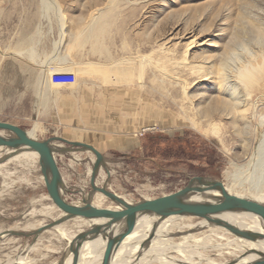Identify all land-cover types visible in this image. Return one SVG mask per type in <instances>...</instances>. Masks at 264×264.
<instances>
[{"label": "rangeland", "instance_id": "374dc122", "mask_svg": "<svg viewBox=\"0 0 264 264\" xmlns=\"http://www.w3.org/2000/svg\"><path fill=\"white\" fill-rule=\"evenodd\" d=\"M261 55L264 0H0V121L37 127L39 140L94 144L105 157L99 186L132 203L194 176L264 195V123L252 109L235 123L222 106L243 101L240 72ZM113 67L127 77L116 80ZM251 100L264 113L263 95ZM60 143L72 200L81 194L70 190H92L96 156ZM8 158L0 159V264H63L67 240L55 227L36 238L60 211L39 159Z\"/></svg>", "mask_w": 264, "mask_h": 264}, {"label": "bare ground", "instance_id": "6f19581e", "mask_svg": "<svg viewBox=\"0 0 264 264\" xmlns=\"http://www.w3.org/2000/svg\"><path fill=\"white\" fill-rule=\"evenodd\" d=\"M89 65L92 66L93 64H89ZM91 69H93V71L98 70L96 68H91ZM57 70L62 75V72H64L66 69L63 70L57 69ZM123 70H120L117 67V69L115 68L114 71H112L113 74L115 75L116 80L127 77L126 76L127 73H123L122 72ZM111 71L107 70L104 73H109ZM127 71L128 70H126V72ZM67 72L69 71L67 70L66 73ZM240 78L246 90L245 98L241 102L238 99L236 100H238L239 102L230 101L227 99L223 100L222 106L229 114L232 115V117H234L233 122L235 123H237V120L244 119L245 117H247L248 111L252 109L256 113V117L259 119V123L263 124L264 113H259L257 105L255 104V102L252 101L253 99L251 100V98L256 94H261L263 95L264 98V87L259 88L261 86H264V55H261L259 59L256 60L255 64L243 69L240 72ZM52 80L54 81V79ZM104 80L105 81L109 80V74L104 75ZM56 82L58 83V81H55L54 83L56 84ZM195 127L197 126L195 125ZM217 129L218 126L216 122L212 120V122L209 125L210 132L216 134L218 132ZM236 129H238L237 124H236ZM36 130L37 127L32 130H29L28 134L31 137L35 138ZM0 133L5 136L9 135L7 132L4 131H0ZM263 142L264 141L261 142L258 149L262 146V144H264ZM51 145L55 157L57 151H62L64 149V145L60 142H52ZM23 149L25 148L0 147V159L2 160L3 156L6 158L9 157L8 158L9 162L11 160H21V159L28 160V159H32L33 157L39 159V154L36 151H23ZM262 153H259V157H263L264 154ZM257 162H256V166H257ZM92 163L95 164L94 159H92ZM261 163L264 162L262 161ZM3 167L4 165L1 164L0 170ZM102 169L103 166L100 168L98 172V177H97L98 179L102 177L101 174ZM92 172H93V168H89L87 174L91 176ZM63 179L64 182H66L67 178L63 176ZM98 179H97V184L100 185ZM250 181L251 183H253L252 180ZM255 183L256 184L259 183L257 182V179ZM258 185L260 186V184ZM225 186L232 194L244 196L264 203V195H262L259 192L246 193L244 191H234L232 187L231 188L229 187V185L225 184ZM79 189L83 190L84 188L82 187ZM88 194L89 191H87V195ZM118 195L121 196L123 199L127 200L128 202H131L127 197L120 194ZM219 195L220 192L218 191L207 190L206 192H202V193H194L190 197L192 200L199 202H217L218 201L217 196ZM67 200L69 199L67 198ZM107 200L108 198L103 194L96 193L92 199V203L94 206L100 208H112V209L119 208V206L116 203L107 202ZM69 201L77 205L83 204L81 195ZM53 209L58 210V207L54 204ZM45 213L50 214L51 211H45ZM62 216L63 214L61 213V211H59V217ZM176 217H180V219L173 220ZM216 217H219L220 219H224L241 229L252 232L264 233V219L260 218L255 214L236 211V212H223L219 215H216ZM100 223H101L100 220L71 218L55 226V229L53 230L57 231V233L59 234L58 235L59 238L61 237L67 240L68 257L65 260L64 264H72L73 254L69 251V245L72 239L75 237V235L84 231V229L85 230L90 229L91 227L99 225ZM109 239H110V233L105 232L100 236L92 237L84 240L80 245V259L78 264H97V263L101 264ZM173 245L174 247H172ZM254 249H258L259 251H262L264 253V239L249 240L240 237L238 235L233 234L231 231H229L227 228L223 226L212 224V222H210L206 218L197 219V217L191 215L159 216L156 214L149 213V214H143L142 216L137 218L135 225L127 233L119 250L116 252L112 264H125L124 262L134 261L139 257L140 258L134 264H155L157 260H162L161 263L163 264H246L250 261L261 258V255L259 253L253 252ZM172 250H176L177 252L175 255L171 256L170 253Z\"/></svg>", "mask_w": 264, "mask_h": 264}, {"label": "water", "instance_id": "95a60500", "mask_svg": "<svg viewBox=\"0 0 264 264\" xmlns=\"http://www.w3.org/2000/svg\"><path fill=\"white\" fill-rule=\"evenodd\" d=\"M0 131L9 134L5 136L0 133V147L31 149L39 154V163L49 197L63 214L57 221L55 220L56 223L46 224L40 227L36 233V238L47 229L54 228L56 225L71 218L101 221L99 225L76 234L72 239L69 245V251L73 254L72 264L79 263L80 245L84 240L100 236L105 232L110 233V239L101 264H112L116 252L119 250L127 233L135 225L137 218L149 213L159 216L191 215L202 217L216 225L227 228L233 234L240 237L249 240L264 239V233L247 231L224 219L216 217V215L223 212L241 211L255 214L264 219V203L232 194L221 180H215L205 176H194L185 187L176 192L153 199H145L138 203H132L110 190L107 185L99 186L97 184L98 172L104 164L105 157L93 144L69 140L61 136H55L47 140H39L31 137L23 127L6 121H0ZM52 142H63L69 144L71 148L91 151L96 156L90 181L92 190L89 191V194L87 195L83 190L69 191L75 197L79 193L81 194L82 205L74 204L65 197L68 188L64 185L63 175L51 145ZM207 190L220 192V195L217 196V202H199L192 200L190 197L194 193H202ZM96 193L103 194L116 203L119 208L112 209L94 206L92 199ZM253 252L259 253L261 258L246 264H264V253L258 249H254ZM64 262L65 259L63 260V264Z\"/></svg>", "mask_w": 264, "mask_h": 264}, {"label": "crops", "instance_id": "0c3cea01", "mask_svg": "<svg viewBox=\"0 0 264 264\" xmlns=\"http://www.w3.org/2000/svg\"><path fill=\"white\" fill-rule=\"evenodd\" d=\"M93 145H94V144H93ZM94 146H95V145H94ZM96 147H97V146H96ZM4 167H5V166H4ZM4 167H3V168H4Z\"/></svg>", "mask_w": 264, "mask_h": 264}]
</instances>
